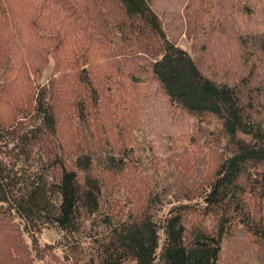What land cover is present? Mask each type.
<instances>
[{"label": "trees", "instance_id": "trees-1", "mask_svg": "<svg viewBox=\"0 0 264 264\" xmlns=\"http://www.w3.org/2000/svg\"><path fill=\"white\" fill-rule=\"evenodd\" d=\"M45 1L0 0V18L9 30L24 22L32 30L34 46L57 41L58 36L60 51H69L67 62L78 63L74 50L80 54V35L67 29L62 33L71 38L51 36V28L40 29L47 36L35 32L43 11L55 5L48 7ZM78 1L95 8L94 0ZM106 1L118 7L111 15L118 16L115 27L103 36L95 28L90 31L95 54L108 74L92 75L89 62L76 73L61 67L65 75L72 72L66 84L70 97L75 87L88 91L71 106L85 130L94 132L62 130L69 118L57 115L52 104L60 77L32 95L29 123L0 122V264H34L25 234L32 238L41 264H218L221 241L236 232L264 243V114L256 111L255 102L262 93L251 86L256 66L251 65L240 84L215 81L168 41L156 17H147L154 0ZM62 6L74 21V15L84 14L73 0ZM60 9L56 4L57 15ZM244 21L250 20L245 16ZM107 32L126 40L125 46L134 45L143 56L118 62L111 51L103 55L101 51H109ZM262 42L264 56V38ZM103 82L105 94L98 88ZM142 98H147L145 132L169 135L182 119H211L218 124L212 135L222 143L218 153L208 149L211 164L193 175V195L177 184L176 192L186 202L166 191L175 199L164 215L163 193L121 202L106 192L109 181L131 180L142 170L141 160L124 139L133 120L127 118L131 113L125 106ZM43 229L58 231L61 242L39 247L35 235ZM57 246L62 257L55 253Z\"/></svg>", "mask_w": 264, "mask_h": 264}, {"label": "rangeland", "instance_id": "rangeland-1", "mask_svg": "<svg viewBox=\"0 0 264 264\" xmlns=\"http://www.w3.org/2000/svg\"><path fill=\"white\" fill-rule=\"evenodd\" d=\"M65 1L72 0L45 1L48 7L52 3L55 5L43 11L45 17L36 26L35 32L47 36L48 34L40 29L51 28L53 32L49 35L71 38L68 32L62 33L67 29L80 35L82 49L80 51L77 48L80 54L74 50V56H80L76 64L67 62L69 51H60L62 46L58 36L57 41H46L41 46H34L31 43L32 30L26 29L24 22L21 26L16 22L17 30H9L0 18L1 123L13 125L16 121L26 122L31 113L30 103L33 96L36 97L38 87H43L52 79L60 77L54 88L52 104L57 115L69 118L62 130L70 133L85 131V134L94 132L92 128L85 130L71 106L73 102L81 100V96L86 98L88 91L84 87H75L74 95L70 97L71 91L66 89V84L70 82L72 72L69 71L65 75L61 67L70 68L76 73L84 62H89L92 75L102 78L108 74L107 67L95 54L96 45L90 29L95 28L102 36V32L112 30L117 23L114 19H118V16L111 15L116 14L118 7L106 0L105 3L110 7L101 0H94L95 8L91 5L86 7L84 2L73 0L84 13L81 17L74 15L77 19L74 21L68 10L62 6ZM56 4L61 7L59 15L56 12ZM146 15L148 18L156 17L168 41L188 53L197 67L215 81L229 85L240 84L241 79L249 74L251 65L256 66L251 86L253 90L262 93L255 102L259 103L256 111L264 114V56L260 53L264 38V0H154ZM245 16L249 22L244 21ZM69 17L71 20H68ZM107 33L109 51H101L103 55L111 51V55L118 62L135 54L143 56L138 54L134 45L125 46L126 40L114 32ZM36 63L32 70L31 65ZM104 86L105 82L103 87L98 85V88L105 94ZM142 99L143 102L133 101L126 104L125 112L131 113L127 118L132 117L133 120L131 132L124 135L127 145L141 160L142 170L136 172L131 180L109 181L106 184V192L112 193L113 198L119 197L121 202L124 198H145L149 194L163 193L161 214L164 215L175 199L172 197L174 193L180 202H186L182 199V194L176 192L178 183L184 189L192 191L191 195L195 193L193 175L199 174L202 166L211 164L209 157H206L208 149L218 153L222 143L217 141L216 134L212 135L213 131H217L218 124L211 119H204L199 123L182 119L178 128L169 135L157 136L155 131L145 132L142 119L148 114L147 98ZM77 111L79 112L78 109ZM100 125L106 128L103 122ZM195 127H200V130ZM117 132L119 130H113V133ZM118 140L119 136L115 141ZM166 191L172 196H167ZM195 203L196 200L190 202L192 205ZM24 237L32 250L34 264H41L32 238L27 234ZM35 238L41 248L46 245L56 247L62 239L58 231L50 229H43ZM256 240L248 238L243 232H236L234 236L224 238L221 241L218 264H264V243L259 245ZM57 247L55 253L62 257L61 247ZM59 260L62 261L61 258Z\"/></svg>", "mask_w": 264, "mask_h": 264}]
</instances>
